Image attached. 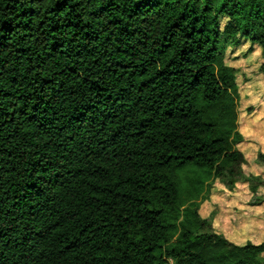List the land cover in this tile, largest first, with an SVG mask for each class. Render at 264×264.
I'll use <instances>...</instances> for the list:
<instances>
[{"label": "trees", "instance_id": "16d2710c", "mask_svg": "<svg viewBox=\"0 0 264 264\" xmlns=\"http://www.w3.org/2000/svg\"><path fill=\"white\" fill-rule=\"evenodd\" d=\"M243 42L264 59V0H0V264H264L199 215L216 181L264 186Z\"/></svg>", "mask_w": 264, "mask_h": 264}, {"label": "rangeland", "instance_id": "374dc122", "mask_svg": "<svg viewBox=\"0 0 264 264\" xmlns=\"http://www.w3.org/2000/svg\"><path fill=\"white\" fill-rule=\"evenodd\" d=\"M225 64L237 69V132L240 136L235 149L246 159L245 175L264 180V166L257 161L264 155V75L259 67L264 59L260 49L247 42L230 49ZM199 215L212 218V228L229 242L243 246L264 242V186L252 194L245 182L228 189L215 182L208 198L201 200ZM264 261V254L260 255Z\"/></svg>", "mask_w": 264, "mask_h": 264}, {"label": "built area", "instance_id": "2783aa9c", "mask_svg": "<svg viewBox=\"0 0 264 264\" xmlns=\"http://www.w3.org/2000/svg\"><path fill=\"white\" fill-rule=\"evenodd\" d=\"M170 264H172V262H170Z\"/></svg>", "mask_w": 264, "mask_h": 264}]
</instances>
